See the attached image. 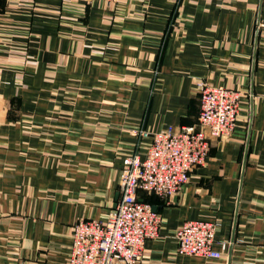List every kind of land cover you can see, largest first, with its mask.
<instances>
[{
  "label": "crops",
  "instance_id": "obj_1",
  "mask_svg": "<svg viewBox=\"0 0 264 264\" xmlns=\"http://www.w3.org/2000/svg\"><path fill=\"white\" fill-rule=\"evenodd\" d=\"M197 80L239 90L229 136L160 213L141 264H264V0H0V264H66L74 223L105 221L140 130L194 125ZM216 224L217 259L177 253Z\"/></svg>",
  "mask_w": 264,
  "mask_h": 264
},
{
  "label": "built area",
  "instance_id": "obj_2",
  "mask_svg": "<svg viewBox=\"0 0 264 264\" xmlns=\"http://www.w3.org/2000/svg\"><path fill=\"white\" fill-rule=\"evenodd\" d=\"M196 86L197 122L154 132L140 130L141 136L150 139L145 155L124 158L119 200L105 221L80 218L74 223L66 264H141L144 243L160 235L161 221L151 203L139 199L138 190L171 200L204 164L211 140L229 136L234 128L241 92L203 80H197ZM215 230L213 221H184L174 234L177 253L217 259Z\"/></svg>",
  "mask_w": 264,
  "mask_h": 264
},
{
  "label": "rangeland",
  "instance_id": "obj_3",
  "mask_svg": "<svg viewBox=\"0 0 264 264\" xmlns=\"http://www.w3.org/2000/svg\"><path fill=\"white\" fill-rule=\"evenodd\" d=\"M115 1V0H114ZM213 140V139H212Z\"/></svg>",
  "mask_w": 264,
  "mask_h": 264
},
{
  "label": "water",
  "instance_id": "obj_4",
  "mask_svg": "<svg viewBox=\"0 0 264 264\" xmlns=\"http://www.w3.org/2000/svg\"><path fill=\"white\" fill-rule=\"evenodd\" d=\"M153 208V207H152ZM154 210V209H153Z\"/></svg>",
  "mask_w": 264,
  "mask_h": 264
}]
</instances>
